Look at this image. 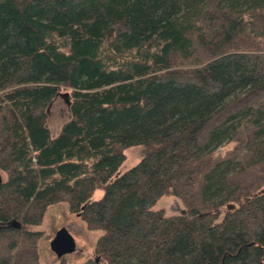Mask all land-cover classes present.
I'll list each match as a JSON object with an SVG mask.
<instances>
[{"label": "trees", "instance_id": "obj_1", "mask_svg": "<svg viewBox=\"0 0 264 264\" xmlns=\"http://www.w3.org/2000/svg\"><path fill=\"white\" fill-rule=\"evenodd\" d=\"M0 173V264H43L58 202L100 231L79 264H264V0H0Z\"/></svg>", "mask_w": 264, "mask_h": 264}, {"label": "rangeland", "instance_id": "obj_2", "mask_svg": "<svg viewBox=\"0 0 264 264\" xmlns=\"http://www.w3.org/2000/svg\"><path fill=\"white\" fill-rule=\"evenodd\" d=\"M60 93L67 92L69 89L60 88ZM47 119L46 126L50 131L51 136H54L60 125L68 118L67 108L64 98L56 96L51 101L46 109ZM233 143H229L220 147L217 152L223 154L226 150L230 149ZM143 147L140 145L130 146L125 150V159L117 168V172L122 173L128 168L133 166L142 156ZM2 179L4 178L3 174ZM102 195L101 189H95L93 198L97 199ZM153 208H161L166 214H174L182 210L181 204L171 195L165 194L161 196L153 205ZM65 227L72 235L75 242V249L73 252L63 256L68 264H79L88 258H94L93 246L100 231L88 230L84 222L67 209L65 202H58L48 205L38 225L25 226L26 230L35 231L39 233L36 240V247L38 259L43 264H53L57 258L50 251L48 243L53 237L55 231Z\"/></svg>", "mask_w": 264, "mask_h": 264}, {"label": "water", "instance_id": "obj_3", "mask_svg": "<svg viewBox=\"0 0 264 264\" xmlns=\"http://www.w3.org/2000/svg\"><path fill=\"white\" fill-rule=\"evenodd\" d=\"M59 96L64 98L65 105L68 107L69 100L67 92L58 93ZM2 181V175L0 173V183ZM6 226H10L12 228L18 229L20 227V223L15 219H11L6 223ZM50 251L54 254L56 258H60L66 254H69L75 249V242L72 235L67 231L65 227L58 228L51 240L48 243ZM98 256L95 257L94 261H98Z\"/></svg>", "mask_w": 264, "mask_h": 264}]
</instances>
